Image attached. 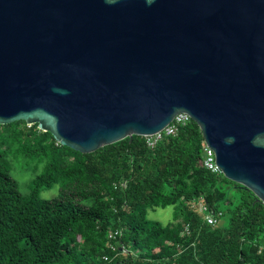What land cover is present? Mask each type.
Instances as JSON below:
<instances>
[{
    "label": "water",
    "instance_id": "95a60500",
    "mask_svg": "<svg viewBox=\"0 0 264 264\" xmlns=\"http://www.w3.org/2000/svg\"><path fill=\"white\" fill-rule=\"evenodd\" d=\"M187 114L264 206V0H0V125L81 154Z\"/></svg>",
    "mask_w": 264,
    "mask_h": 264
},
{
    "label": "trees",
    "instance_id": "16d2710c",
    "mask_svg": "<svg viewBox=\"0 0 264 264\" xmlns=\"http://www.w3.org/2000/svg\"><path fill=\"white\" fill-rule=\"evenodd\" d=\"M203 146L192 121L153 148L133 136L90 154L37 125H0V264H264V206L206 170ZM201 199L216 225L191 208ZM169 206L172 223L148 219Z\"/></svg>",
    "mask_w": 264,
    "mask_h": 264
},
{
    "label": "built area",
    "instance_id": "2783aa9c",
    "mask_svg": "<svg viewBox=\"0 0 264 264\" xmlns=\"http://www.w3.org/2000/svg\"><path fill=\"white\" fill-rule=\"evenodd\" d=\"M189 122H191V118L187 114H178L164 130L153 136L145 137L147 146L149 148H153L163 137L175 136L178 129L180 127H184ZM202 155L204 168L213 174L222 175L221 171L214 164V153L207 147L205 143L203 146ZM191 208L199 214L203 215L204 221L209 226L216 225L217 217L221 216L220 213L216 215L213 211H210L207 206L203 204L202 199L198 200V202L196 203H192ZM117 233L118 232H112L110 234V238H115L117 236ZM261 249L264 250V245L261 247Z\"/></svg>",
    "mask_w": 264,
    "mask_h": 264
},
{
    "label": "rangeland",
    "instance_id": "374dc122",
    "mask_svg": "<svg viewBox=\"0 0 264 264\" xmlns=\"http://www.w3.org/2000/svg\"><path fill=\"white\" fill-rule=\"evenodd\" d=\"M16 167V166H15ZM13 176L18 180L20 184V190L23 194H26L28 192V188L26 187V181L28 176H22L21 179H19V174H17L15 171L13 172ZM59 192V186H54L50 190H45L41 193V197L43 199H52L55 196L58 195ZM176 207L174 206H169L164 209L162 208H157L153 211L148 212V219L151 222H159L162 225H167L170 224L174 221V216L176 212ZM223 225L227 223L226 219H224L221 222Z\"/></svg>",
    "mask_w": 264,
    "mask_h": 264
}]
</instances>
